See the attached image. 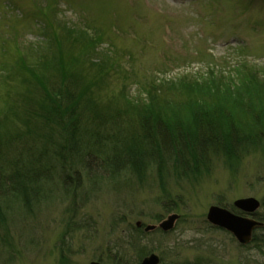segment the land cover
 <instances>
[{
	"label": "rangeland",
	"instance_id": "1",
	"mask_svg": "<svg viewBox=\"0 0 264 264\" xmlns=\"http://www.w3.org/2000/svg\"><path fill=\"white\" fill-rule=\"evenodd\" d=\"M87 36L101 38L96 50ZM61 78L79 86L66 85L77 98L62 104L76 112L74 132L41 91L58 95ZM238 111L264 118V0H0V162L43 145L49 174L28 205H0V264H137L129 232L173 214L172 233H146L145 257L264 264V141L234 158L209 153L195 173L149 156L132 170L84 166L133 141L141 116L194 135L200 119ZM247 198L260 208L242 217L262 226L242 245L207 215H241L234 203Z\"/></svg>",
	"mask_w": 264,
	"mask_h": 264
},
{
	"label": "trees",
	"instance_id": "2",
	"mask_svg": "<svg viewBox=\"0 0 264 264\" xmlns=\"http://www.w3.org/2000/svg\"><path fill=\"white\" fill-rule=\"evenodd\" d=\"M79 33L85 36L87 34L83 31ZM88 38L96 50V46L101 38ZM242 67L244 68V72L252 69ZM61 68L59 67V69ZM8 73L10 74V72ZM61 80H63V89H59L58 95L47 92V83H44L45 87L43 88L42 86L43 90L41 89V91L44 98L48 100L50 108H52V116L57 117L59 122L68 118L69 123L66 131L74 132L77 127L76 112L73 109H64V105L62 104L66 98L69 104L75 102L77 97L73 96L71 88H69V91L66 85L77 87L78 83L62 78ZM34 97L35 95L32 93L30 100ZM13 107L9 108L12 109ZM26 120L29 122L30 118L26 117ZM48 120H50L49 117H45L42 122L47 123ZM138 122L141 134L134 137V135H137L138 130L135 132L131 131L126 135V137L133 138V141L129 142V147L122 148L121 145L129 144L125 143V140L121 144H117L118 141H115L117 145L109 144L110 151L112 152L113 148L115 150L113 158L111 156L103 158L100 156V163L95 164L93 167L91 165L94 160H89L85 162V168H89L90 171L92 168H96V170H105L107 172L111 168V165L115 167L118 164L130 163L131 167L129 169H133L135 166L139 167L138 164L145 161L146 156H149L152 157L153 161L158 162L159 167L163 170L167 168L166 161H169L180 172L189 170L195 173L202 168L204 163L207 164L209 153L215 152V154H218L221 151L234 158L239 150H246L248 146L246 143L254 142L255 144H261L264 141V118L259 117L254 112L238 111L226 117L224 121L215 120L212 122L208 120L204 122L200 119L199 124L194 129V135H189L184 130L182 131V129H169L163 124V120L150 119L146 115L141 116ZM248 125L250 126L248 127ZM34 128L36 127L34 126ZM96 141L97 144L101 142L99 140ZM35 143L38 144L37 142ZM102 143L104 145V142ZM67 145L71 146V142L67 141ZM22 146L26 149L22 151L24 153L19 154L21 156L16 155L12 161L9 160L10 157L3 156V160L0 162V205L7 204L9 206L14 200H19V202L21 201L28 205L32 199L37 198L39 184L44 180L48 181L49 174L46 171L48 161L45 157L48 148L43 145L34 148L35 146L26 145V143ZM107 149L102 150L105 152ZM63 151L66 152L67 149ZM129 233L131 235L129 234L127 237L132 239V242L128 249L136 252L139 260L137 264H140L142 259L149 253L148 243L145 244L143 241L145 242L150 235L146 234L142 228L137 229L136 227ZM116 257L113 260H116Z\"/></svg>",
	"mask_w": 264,
	"mask_h": 264
},
{
	"label": "water",
	"instance_id": "3",
	"mask_svg": "<svg viewBox=\"0 0 264 264\" xmlns=\"http://www.w3.org/2000/svg\"><path fill=\"white\" fill-rule=\"evenodd\" d=\"M234 207L244 214L253 215L260 208V202L254 198L240 199L234 203ZM178 219L179 216L177 214H173L165 221L161 222L159 226L149 225L146 226L144 230L148 233L159 229L163 233L168 234L174 231L175 224ZM207 221L211 226L225 230L232 234L242 245L250 243L253 230L262 226L261 223H258L253 219L235 215L226 209L215 206L209 209ZM138 227H141V224H138ZM91 264L100 263L93 262ZM141 264H161V260L158 255L151 254L148 257H145Z\"/></svg>",
	"mask_w": 264,
	"mask_h": 264
},
{
	"label": "flooded vegetation",
	"instance_id": "4",
	"mask_svg": "<svg viewBox=\"0 0 264 264\" xmlns=\"http://www.w3.org/2000/svg\"><path fill=\"white\" fill-rule=\"evenodd\" d=\"M234 213V212H233ZM242 212H240V214H241ZM234 214H236V215H238V216H242L243 214H241V215H239V214H237V213H234ZM139 228H142L143 229V227H139ZM144 232H145V230H143ZM155 232H160L161 234H164V233H162L161 231H155ZM154 232V233H155ZM145 233H147V232H145ZM144 259V258H143ZM142 259V260H143ZM142 262V261H141ZM141 262H140V264H141Z\"/></svg>",
	"mask_w": 264,
	"mask_h": 264
}]
</instances>
